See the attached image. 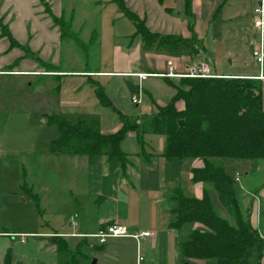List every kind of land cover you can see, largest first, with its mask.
<instances>
[{
    "label": "rangeland",
    "instance_id": "rangeland-1",
    "mask_svg": "<svg viewBox=\"0 0 264 264\" xmlns=\"http://www.w3.org/2000/svg\"><path fill=\"white\" fill-rule=\"evenodd\" d=\"M170 1L166 0L165 4ZM62 6L67 20L70 11H74L71 29L86 45L81 48L72 40L60 41L57 66L63 73L52 72L51 76L36 77L35 83L29 79L30 86L13 77L0 78V264L6 252H9L11 264H21L30 257L44 264H56L54 245L39 236H50L52 231L90 233L99 217L125 220L129 233L142 230L156 232V247L152 249L150 239H147L140 245L141 254L146 262L152 259V264H175L179 258L176 248L179 238L165 226L172 217L170 210L174 202L170 195L175 187L180 186L185 194L195 197H199L202 188L206 187L216 213L231 222L212 186L201 184L199 187L191 181L187 169L191 161L179 163L173 158L161 162L157 157V140L161 138L163 144L164 137L151 134L143 137L142 153L135 134H126L120 144L127 155L124 168L117 158L108 159L99 155L89 159L76 155L73 143L49 152V141L58 133L55 126L46 123L48 115L56 113L72 123L81 118L102 131L113 130L120 125L118 115L99 105L88 77L82 72L146 69L150 61L146 54L166 53L161 49L152 52L144 49L140 37L135 34L133 22L110 0H62ZM130 7L137 13L140 11L134 3ZM178 12L179 17L185 20L189 38L193 39L195 33L206 51L215 48L212 57L203 53L211 63V72L214 67L238 71L242 63L229 66L223 56L226 49L239 47L237 32L240 22L233 19L209 23L205 14L193 11L191 6L190 9L185 8L184 4ZM230 12V9H223L218 19L231 17ZM93 31L97 36L89 43ZM134 51L137 55L132 59ZM90 77L104 86L115 106L130 119L141 120L151 115L156 112L157 105L165 104L174 94L173 87L163 78L144 76L138 81L136 77L115 74ZM125 80L136 81L140 86L138 103L132 101V96L128 97ZM170 81L178 83V78ZM146 105L149 109L141 111ZM150 140L153 143L151 146ZM145 142L149 144L145 145ZM150 153L153 156L148 162L146 157ZM218 162L227 172L238 177L236 196L242 210H246L242 184L254 187L264 183V159L222 158ZM24 184L36 195L37 205L29 192H21ZM259 205L263 226L264 202ZM26 231L39 235L19 234ZM77 233L65 237L71 249L79 247L80 236ZM260 234L264 237V229L260 230ZM106 249L115 254L114 260L108 259L106 264H135L134 241L116 239L108 242ZM11 250L20 261L13 259ZM89 255L96 260L100 252ZM260 264H264V246Z\"/></svg>",
    "mask_w": 264,
    "mask_h": 264
},
{
    "label": "trees",
    "instance_id": "trees-1",
    "mask_svg": "<svg viewBox=\"0 0 264 264\" xmlns=\"http://www.w3.org/2000/svg\"><path fill=\"white\" fill-rule=\"evenodd\" d=\"M121 13L130 19L144 49H166L169 51L192 50L202 48L192 45L196 38L181 35L151 32L144 19L138 17L124 0H110ZM165 6L166 0H156ZM45 13L58 28L61 40H72L78 47L85 43L71 29L70 20L63 14L55 15L45 0H39ZM191 0H183L184 7L190 9ZM171 12L172 8H165ZM10 46L16 43L7 33ZM92 32L89 43L96 39ZM25 51L26 48L22 47ZM47 71L59 72L58 67L45 64ZM51 69V70H50ZM89 76V75H88ZM163 78L174 89L168 102L157 105L156 112L141 120L130 119L121 112L106 94L103 85L88 77L97 102L102 107L116 113L120 126L113 132L103 133L99 127L77 118L68 121L56 113L48 115L46 123L55 126L58 135L49 141V152L58 151L73 143V153L89 159L105 155L108 159L117 158L121 167L127 163V155L120 148L122 140L130 131L134 132L141 152L144 151V135L164 137L161 156L167 160H201L198 167H190L193 183L209 184L217 194L220 204L231 217V222L216 213L206 187L202 195L195 197L184 193L180 186L172 190L170 199L174 206L167 227L177 233V264H260L264 238L249 221V209L242 210L236 196L237 178L227 172L218 159L257 160L264 159V109L262 107L259 84L256 79L246 77H178V83H172L168 76ZM130 96L140 93V86L125 80ZM182 104L178 107L177 103ZM182 120V129L178 121ZM150 155L146 157L148 160ZM21 192H29L36 201V195L25 184ZM111 224V223H110ZM66 236L53 231L50 236H39L53 244L57 254L56 264H92L89 254L99 250L100 244L90 242L89 237L81 236L79 247L71 249ZM2 264H11L9 252H6ZM34 264H44L37 260Z\"/></svg>",
    "mask_w": 264,
    "mask_h": 264
},
{
    "label": "crops",
    "instance_id": "crops-1",
    "mask_svg": "<svg viewBox=\"0 0 264 264\" xmlns=\"http://www.w3.org/2000/svg\"><path fill=\"white\" fill-rule=\"evenodd\" d=\"M50 7L51 11L55 15L63 14L65 17V9L62 6V0H45ZM126 5L133 11L130 7L131 3H134L138 6V13L133 11L138 15L139 18L144 19L146 27L151 32H157L160 34H174L181 35L185 38L188 37L187 31H185V20L179 17V10L183 6V0H171L168 5H160L156 0H124ZM229 1V4H227ZM257 0H191L190 6L193 11L198 12L199 14H205L209 23H215L218 21L233 20L240 22V28L237 32L239 47H234L233 50L224 51V60H226L229 66L240 62L238 71H225L222 67H214V71L211 72V63L203 53H207L209 57H212L215 53V48L209 49L206 51L204 46L198 48V50H192L191 54H188L185 50L169 51L166 49L163 50V53L166 54H146L148 59V66L146 69H118L113 72H102L100 70L96 71H83L82 74L86 77L90 76H109L115 74L117 76H130L136 77L138 81L144 79L138 77L136 74H143L149 78L160 79L158 76H167L168 73L180 74L186 71L187 67L196 62H206L209 65V70L211 74L216 76H225V77H246L256 79L259 84V91L261 94L262 107L264 109V62L262 66H259L251 57V50L253 48V41L256 37V29L252 24V9L256 5ZM135 6V5H134ZM172 8L171 12L165 10V8ZM223 9H230L231 17L218 19V14L223 13ZM69 13V12H68ZM67 13V14H68ZM74 11H70L69 20L73 19ZM229 15V16H230ZM217 17V18H216ZM66 18V17H65ZM2 27H6L7 33L11 36L12 40L15 41L14 46H10L9 38L6 34H3L1 31ZM196 38L194 33V39ZM196 40H198L196 38ZM60 33L58 28L52 23L50 17L45 13L44 7L39 2V0H0V78L3 77H13V79L19 80L21 84L30 86L31 82L28 80L33 79L34 83L36 82V77L51 76L52 71H47L46 67L41 64V61L45 64L57 66V61L60 52ZM194 46L197 47V44H200L198 41L193 40ZM192 44V45H193ZM26 48V51L22 48ZM54 48V50H53ZM155 48L147 49V51L152 52ZM202 53V54H201ZM132 54H135L132 59L136 58V51ZM129 59L130 62L133 61ZM51 70V69H50ZM58 70H60L58 68ZM60 73H63L60 70ZM81 73V72H80ZM89 75V76H88ZM169 79L178 78L176 76H168ZM93 79V78H92ZM95 80V79H93ZM96 81V80H95ZM133 83L136 81L131 80ZM99 82V81H98ZM19 83V82H18ZM104 87V86H103ZM127 95L130 96L128 90ZM96 98V97H95ZM97 100V99H96ZM166 103V102H165ZM159 104V103H158ZM161 105L164 103H160ZM159 104V105H160ZM178 107H182V104H178ZM146 108L149 109V106L142 107L141 111ZM119 109V108H118ZM120 110V109H119ZM121 111V110H120ZM122 112V111H121ZM124 113V112H123ZM147 113V111H146ZM120 126V125H119ZM119 126L115 127L110 131H102L103 133H110L115 131ZM130 135H134L133 132H128ZM135 136V135H134ZM158 142V159L163 162L167 160L160 155L162 151L163 144L161 143V138L157 140ZM164 141V140H163ZM151 146L153 143L150 140ZM149 143L145 142V145ZM150 157L148 162L151 160ZM170 161V160H167ZM184 163V162H183ZM163 165V164H162ZM201 165V160L191 161V165L187 169L190 173V167H198ZM261 166V165H260ZM259 166V167H260ZM261 168V167H260ZM262 169V168H261ZM126 171V170H125ZM164 174V173H162ZM247 174V172H246ZM239 176V175H238ZM160 177H163L161 175ZM238 179V177H236ZM191 179V173H190ZM201 187V183H196ZM197 187L198 189H200ZM244 188V200L247 201V208L249 209V221L253 228L257 229L259 234L260 230L264 229V224H261V206L259 203L264 202V183L260 185H254V187H248L245 184H242ZM200 192V191H199ZM203 188L201 190V195ZM200 195V196H201ZM199 196V197H200ZM243 200V201H244ZM169 222V221H168ZM167 222V224H168ZM117 223L126 226V221L120 218L115 217H99L94 224V229L90 233L97 231L99 228L107 224ZM167 224L165 226L167 227ZM127 228V227H126ZM128 229V228H127ZM170 229V228H169ZM172 230V229H171ZM128 231V230H127ZM146 230L138 231L143 232ZM174 231V230H173ZM53 232V231H52ZM64 236H73L77 232H62L58 231ZM153 232V231H152ZM5 232H2V234ZM80 233V232H78ZM84 234H90L85 233ZM175 235L177 233L174 231ZM22 236H38L39 233L34 231L19 232ZM133 234V233H131ZM43 236V235H42ZM261 236V234H260ZM262 237V236H261ZM157 233L154 232V235L151 237L143 238L140 241L142 242L147 239L149 240V245L153 249L157 244ZM264 238V237H262ZM116 239H130L135 242L134 239L129 237H118V238H109L105 243L100 244L99 252L100 255L96 257L95 264H106L108 259L114 260L115 254L112 250L106 249L107 243L114 241ZM177 244V242H176ZM9 248V247H8ZM136 242H135V264H136ZM177 248V245H176ZM12 251V250H11ZM140 255L143 259L139 264H152L153 260L146 262L144 255ZM4 254V253H3ZM13 259L20 261L19 257L14 254L12 251ZM94 255V254H93ZM95 256V255H94ZM3 257V255H2ZM176 259V256L174 257ZM38 259L35 257H30L26 262L21 264H34ZM178 258L175 262L177 264Z\"/></svg>",
    "mask_w": 264,
    "mask_h": 264
},
{
    "label": "built area",
    "instance_id": "built-area-1",
    "mask_svg": "<svg viewBox=\"0 0 264 264\" xmlns=\"http://www.w3.org/2000/svg\"><path fill=\"white\" fill-rule=\"evenodd\" d=\"M252 24L256 29V37L253 41V48L251 50L252 59L259 65L262 66L264 62V0H257L256 5L252 9ZM138 77H144L143 74H136ZM167 76H176V77H216V75L211 74L209 70V65L206 62H196L190 64L186 71L180 74L168 73ZM140 94V93H139ZM139 94L133 95L131 97L133 102H139ZM62 235V234H60ZM78 236H87L96 241L97 244L105 243L109 238H118V237H129L135 240L137 248V257L136 264L143 259L139 252V243L143 238L151 237L154 235V232L143 231L139 233L131 234L127 231L125 225L112 223L107 224L97 231L84 234L77 233ZM64 236V235H63Z\"/></svg>",
    "mask_w": 264,
    "mask_h": 264
},
{
    "label": "water",
    "instance_id": "water-1",
    "mask_svg": "<svg viewBox=\"0 0 264 264\" xmlns=\"http://www.w3.org/2000/svg\"><path fill=\"white\" fill-rule=\"evenodd\" d=\"M182 124H183V121L182 120H179L178 121V125H179V128L182 129ZM92 264H95V260L93 259L92 260Z\"/></svg>",
    "mask_w": 264,
    "mask_h": 264
}]
</instances>
